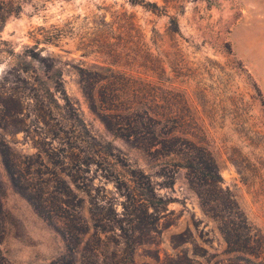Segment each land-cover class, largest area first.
<instances>
[{"label": "rangeland", "instance_id": "rangeland-1", "mask_svg": "<svg viewBox=\"0 0 264 264\" xmlns=\"http://www.w3.org/2000/svg\"><path fill=\"white\" fill-rule=\"evenodd\" d=\"M1 1L22 11L0 29V264L65 256L55 226L62 264H215L197 191L264 235V0Z\"/></svg>", "mask_w": 264, "mask_h": 264}, {"label": "trees", "instance_id": "trees-1", "mask_svg": "<svg viewBox=\"0 0 264 264\" xmlns=\"http://www.w3.org/2000/svg\"><path fill=\"white\" fill-rule=\"evenodd\" d=\"M21 11L22 7L20 5L15 6L12 2L1 1L0 29L4 27L8 17H10L11 15L20 14ZM88 98L92 100L93 104L96 103L94 94H92V92L90 91V87H88ZM101 104H104L101 105L103 110H111L114 106V103L110 101H102ZM126 124L131 127L133 125V121L129 120V122H127ZM139 125H137L136 127H138ZM133 127L135 130V125H133ZM184 144L194 152L198 150V147H196V145L192 144L191 142L186 141ZM196 158L197 157L194 156L192 160L193 162H195L194 164L197 165L192 164L190 166L192 168H196V170L198 171L200 165L198 164ZM7 171L9 173L10 180L14 189L28 200V202L40 216L53 224V217L55 216L53 214H56V212L60 210V207L56 204L55 201H53L55 197L52 199L51 204H48V201H50L51 199L48 198L45 200L42 198L40 193L33 192L31 190L30 184L25 183L22 175H16V173L9 168L7 169ZM148 192L149 191H146L145 193L147 196L146 200H148L151 205H159L160 203H162V201H164L162 197L158 198L156 197V195ZM197 192L202 200L201 208L203 212L207 216H210L216 222L217 228L226 243V248L223 251V255L226 257L216 261L215 264H264V235L248 222L246 216L240 210L238 204L235 201H232V199L230 200L229 197L227 198V201L223 203L222 207H220L219 204L214 206L211 205L210 202V200L212 199H207L201 191ZM63 203L69 206L70 201H63ZM1 213L2 205L0 200V214ZM55 227L62 235V237L66 240L68 250L65 256L52 261L50 264H62L68 258L72 260L76 253V247L70 243L73 228L65 230L58 228L57 226ZM206 252L207 253L203 255H200V253L197 252H195L194 254L195 256H202L203 258L208 260V257H206L208 251ZM170 264L203 263L188 256H179L177 259L171 260Z\"/></svg>", "mask_w": 264, "mask_h": 264}]
</instances>
